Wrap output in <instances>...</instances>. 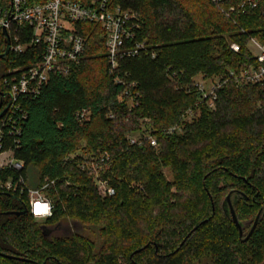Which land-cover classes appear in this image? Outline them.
I'll return each mask as SVG.
<instances>
[{"label":"trees","instance_id":"16d2710c","mask_svg":"<svg viewBox=\"0 0 264 264\" xmlns=\"http://www.w3.org/2000/svg\"><path fill=\"white\" fill-rule=\"evenodd\" d=\"M109 1L139 15L138 38L157 54L154 60L142 55L120 64L122 76L139 82L140 106L133 113H128L126 103L116 107L123 88L109 74L105 33L99 25L79 24L78 34L86 42L84 58L69 75L54 77L38 98L26 103L29 117L16 152L25 163L23 175L29 186L39 188L44 177L56 182L45 190L54 215L41 223L31 215L16 217L12 213L24 210L26 197L0 194V254L16 258L6 259L8 264H120L118 256H125L129 264H195L194 253L200 250L206 251L201 259L209 258L211 264H261L264 194L256 183L264 161V84L237 87L230 82L218 92L216 110L202 104L200 117L186 124L182 134L166 131L199 103L193 78L221 77L250 64V39L264 45V0L238 25L210 0ZM225 39L238 43L241 51L233 53ZM5 45L0 30V55ZM39 56L20 57L14 66L30 65ZM8 67V59L0 61L2 92ZM170 68L188 89H177L168 77ZM104 86L110 98L100 91ZM7 103L5 99L3 108ZM84 109L91 110L92 118L81 124L75 115ZM110 109L116 120L108 118ZM144 127L155 131L158 150L128 144L127 136ZM103 152L111 156L104 177L116 191L106 199L99 196L93 175L78 167L82 157ZM164 168L170 169L172 181ZM218 175L224 179L219 187L224 196L222 220L235 228L238 238H224L225 230L203 231L218 217L210 189ZM133 184H141L146 192L135 191ZM230 194L239 221L249 224L246 236L263 211L247 242L225 211ZM203 196L208 212L200 219L197 207ZM249 206L260 209L256 216L241 213ZM68 221L90 228L91 236L45 232ZM82 241L86 246H80ZM84 246L88 251L81 255L78 249Z\"/></svg>","mask_w":264,"mask_h":264},{"label":"built area","instance_id":"2783aa9c","mask_svg":"<svg viewBox=\"0 0 264 264\" xmlns=\"http://www.w3.org/2000/svg\"><path fill=\"white\" fill-rule=\"evenodd\" d=\"M9 1L7 8L0 7V30L3 33L6 29L11 41L10 52L6 58L9 67L2 80L5 88L3 93L7 94L4 100L8 99L7 105L10 104V107L0 119V194L13 198L26 197L28 205L24 210L28 209V215L44 222L54 215L52 202L46 196L45 190L56 182L44 177L39 188L29 186L23 175L25 163L16 158V152L22 147V129L29 117L26 103L38 98L54 77L69 75L84 58L86 42L78 34V25L96 24L103 29L109 74L123 88V94L118 97L115 105L118 107L126 103L128 113H133L140 106V85L139 82L130 80L129 75H121L120 64L124 60L142 55L154 60L157 54L146 40L141 41L138 38L141 30L139 15L114 6L109 0ZM260 1L210 0L234 25H238L240 20L256 11L260 7ZM229 48L235 54L241 51V46L236 42H231ZM248 50L250 64L238 70H228L221 77L205 79L197 76L192 79L200 93L199 103L182 115L179 124L166 131L168 135L182 134L184 125L189 122V118L196 115L202 104L215 109L218 92L230 82L237 87L264 84V45L251 38ZM29 55H40V60L23 67L14 66L20 57ZM168 77L177 89H188L183 87L180 76L171 68ZM75 117L81 124L88 123L91 121L92 112L84 109L78 111ZM108 118L116 120L112 109L109 110ZM140 122L151 125L149 119H142ZM154 134V130L144 127L141 132L129 134L127 141L132 147L148 144L158 150L159 143ZM74 158L72 156L71 160ZM78 167L93 175L100 196L106 199L116 195L115 188L104 177L111 168V156L108 152L82 157ZM140 191L144 193V187H140ZM37 202L47 204L48 212L35 215L33 204Z\"/></svg>","mask_w":264,"mask_h":264},{"label":"rangeland","instance_id":"374dc122","mask_svg":"<svg viewBox=\"0 0 264 264\" xmlns=\"http://www.w3.org/2000/svg\"><path fill=\"white\" fill-rule=\"evenodd\" d=\"M9 2L10 1H5V0H0V7L2 8H7V6L9 5ZM225 41L227 42V45L229 46L230 43L232 42L230 39H225ZM198 79H200L198 77ZM100 91L103 93V95L105 97H111V94L109 92V90H107V87L104 86L102 88H100ZM89 94V93H88ZM77 98H79V95L76 96ZM118 100V98H117ZM66 102L68 103L69 101L66 100ZM207 106V105H206ZM207 108H209L207 106ZM211 109V107L209 108ZM211 110H216L214 108H212ZM200 114H201V108L199 110L196 111V115L189 118V122L186 123V124H190L192 123L194 120L198 119L200 117ZM185 124V125H186ZM184 125V126H185ZM183 133V132H182ZM164 175L166 176L167 180L169 181H172L173 180V175L170 171V169L168 168H164ZM209 175V174H208ZM207 174L205 175L206 177L208 176ZM223 177L218 175V176H215L211 181H210V189L212 191V194L214 196V198H216V206H217V213H218V217L216 219V221L213 222L212 225H209L208 227H206L203 231L204 233H208L209 231H213V230H219L221 233L224 232L225 230V233H223V237L224 238H234L236 236V238H238V235L235 231V228L233 226H231L226 220L225 222L222 220V213H221V203L222 201L224 200V196L222 197V194H220V191H219V187L224 184V181H223ZM214 182L216 183L217 182V185H213ZM256 185L258 187H261V190L263 191V194H264V161L261 162L260 164V168H259V172H258V176H257V183ZM131 187L136 191L137 188H138V191H140V187H143L141 184H133L131 185ZM146 192V191H145ZM144 192V193H145ZM99 194V193H98ZM100 196V194H99ZM102 199H105L103 198L102 196H100ZM201 200L199 201V205L197 207V214L200 215V219H202L204 217V215L208 212V205H207V199L203 196L200 198ZM259 208L258 207H254V206H249V207H245V208H241V213L242 214H253L254 216H256L259 212ZM36 222H42V221H36ZM50 231V234L53 235V236H62L64 234H66L68 231H71L73 233H84L85 235H90L91 236V229L90 228H84L80 225H77V224H74L73 222L71 221H68V224L67 223H62L56 227H54L53 229H47ZM82 230V231H81ZM235 232V233H234ZM198 238H201V236H198ZM94 239V238H92ZM146 241H148L146 239ZM262 246L264 248V232H263V236H262ZM82 245H85L83 243V241L81 242L80 246ZM86 246V245H85ZM83 249H78L79 251V254L83 255L85 252L88 251V247H85ZM206 251H196L194 253V262L195 264H211L210 261H209V258H203L201 259L202 255L205 254ZM3 258V257H2ZM249 258H252L251 255ZM118 259H119V262L120 264H129L127 259L125 258V256H118ZM150 259V258H149ZM145 260L146 262L149 260ZM145 262V263H146ZM0 264H8V262L6 261L5 258L1 259L0 261ZM261 264H264V260L262 261Z\"/></svg>","mask_w":264,"mask_h":264},{"label":"water","instance_id":"95a60500","mask_svg":"<svg viewBox=\"0 0 264 264\" xmlns=\"http://www.w3.org/2000/svg\"><path fill=\"white\" fill-rule=\"evenodd\" d=\"M3 35H4L5 40H6V45H5V48H4V53L0 55V61L7 58V56L9 55V52H10V48H11L10 37H9L8 31L6 29L3 30ZM5 97H7V94L6 93H3L0 90V98H1V102H0V119L8 111V109L10 107V104H8L4 109H2V107H3V100H4ZM224 208H225V211L227 212V214L232 219V221H233L236 229L238 230L240 239L243 240L244 242H247L252 237V235L254 234L257 226L261 222L263 211L261 210L259 212V214H258V216H257V218H256V220H255V222H254V224H253L250 232L246 236L245 229L248 227L249 224L248 223H241L239 221V219L237 217V214H236V211H235V206H234V204L232 202V194L228 195V197H227V199L225 201V204H224ZM12 214L15 215L16 217L27 216L28 215V209H25L24 211H21V212H14ZM45 232H47V229H45ZM48 232L50 233L49 230H48ZM140 251L141 250L136 251L135 253L137 254ZM0 256L3 257V258H5V259H8V260H14V259H16L15 257L3 255V254H0Z\"/></svg>","mask_w":264,"mask_h":264},{"label":"clouds","instance_id":"9594fccd","mask_svg":"<svg viewBox=\"0 0 264 264\" xmlns=\"http://www.w3.org/2000/svg\"><path fill=\"white\" fill-rule=\"evenodd\" d=\"M48 208L49 206L47 204H41L38 202L33 204V212L37 216H40L42 213H47Z\"/></svg>","mask_w":264,"mask_h":264}]
</instances>
